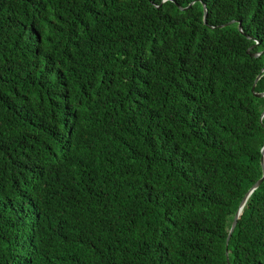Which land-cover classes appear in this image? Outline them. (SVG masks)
Wrapping results in <instances>:
<instances>
[{
    "label": "trees",
    "instance_id": "16d2710c",
    "mask_svg": "<svg viewBox=\"0 0 264 264\" xmlns=\"http://www.w3.org/2000/svg\"><path fill=\"white\" fill-rule=\"evenodd\" d=\"M254 86L264 0H0V264H264Z\"/></svg>",
    "mask_w": 264,
    "mask_h": 264
},
{
    "label": "water",
    "instance_id": "95a60500",
    "mask_svg": "<svg viewBox=\"0 0 264 264\" xmlns=\"http://www.w3.org/2000/svg\"><path fill=\"white\" fill-rule=\"evenodd\" d=\"M206 21H207V10H205V22ZM233 22L234 21L228 22V23H226L224 25H221V27L229 25V24H231ZM239 29H240L241 32H243V27H242L241 22L239 23ZM250 50H251V48L248 51H250ZM252 90H253V92H254V94L256 96H258V97H263L264 96V92H262V93L255 92V86L252 88ZM263 116H264V113H263ZM261 162H262V166H263V176L252 186V188L247 192V194L243 198V200H242V202L240 204V207H239V209H238V211H237V213L235 215L234 221L232 223L231 230H230V233H229V236H228V239H227V243H228V241H229V239L231 237V234L233 233V231L235 230V228L237 226L238 218H239V216H240V214H241V212H242V210H243L248 198L264 181V146L262 148V159H261ZM228 262H229V264H231L230 261H229V258H228Z\"/></svg>",
    "mask_w": 264,
    "mask_h": 264
}]
</instances>
